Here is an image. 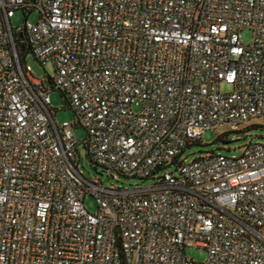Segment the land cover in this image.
I'll return each mask as SVG.
<instances>
[{
	"label": "built area",
	"instance_id": "obj_1",
	"mask_svg": "<svg viewBox=\"0 0 264 264\" xmlns=\"http://www.w3.org/2000/svg\"><path fill=\"white\" fill-rule=\"evenodd\" d=\"M57 90L75 123L57 124ZM255 118L264 0H0V264H264V143L184 159ZM80 146L95 168L153 183L88 179Z\"/></svg>",
	"mask_w": 264,
	"mask_h": 264
},
{
	"label": "rangeland",
	"instance_id": "obj_2",
	"mask_svg": "<svg viewBox=\"0 0 264 264\" xmlns=\"http://www.w3.org/2000/svg\"><path fill=\"white\" fill-rule=\"evenodd\" d=\"M25 14L23 11L18 10L15 17L12 19L14 27L23 26L25 24ZM38 19L36 14L30 16L29 20L35 23ZM244 40L246 43H251L252 33L250 31L244 32ZM26 64L32 67V70L38 77H43L46 74L50 76L55 75V69L52 63L46 67L29 53L26 57ZM229 89L223 87V90ZM52 101V108L55 110V119L58 125L64 122L75 123L76 115L67 103H65L64 96L57 90L53 91L50 95ZM76 135L79 140H84L86 131L82 127L76 129ZM225 141L230 142L224 144ZM250 142L264 143V119L255 118L243 123L239 131H234L229 125L222 124L217 129L207 131L203 135L200 143L193 145L184 155L187 161H192L195 158L206 156L210 152L224 153L228 156H239L245 146ZM82 155V161L79 170L90 180L102 182L105 186H120L125 188H132L136 185L149 186L153 183L152 180L143 181L137 178L126 177L117 171H104L103 168H95L90 158L87 155L86 149L83 146L79 147ZM86 207L89 211L95 213L97 211V203L93 196L87 197L85 201ZM189 258L195 261L204 263L207 260V252L197 248H189L187 250Z\"/></svg>",
	"mask_w": 264,
	"mask_h": 264
},
{
	"label": "trees",
	"instance_id": "obj_3",
	"mask_svg": "<svg viewBox=\"0 0 264 264\" xmlns=\"http://www.w3.org/2000/svg\"><path fill=\"white\" fill-rule=\"evenodd\" d=\"M61 93H62V95L64 96L65 103H67V105H68V100H67V97H66L65 93H64V92H61ZM68 107H69V105H68ZM238 131H239V130H238ZM201 141H202V140H192V141L189 143V146L187 147V149L185 150L184 155H185V153L187 152L188 149H190L193 145L200 143ZM214 152H215V151H214ZM184 159H185V158H184Z\"/></svg>",
	"mask_w": 264,
	"mask_h": 264
},
{
	"label": "water",
	"instance_id": "obj_4",
	"mask_svg": "<svg viewBox=\"0 0 264 264\" xmlns=\"http://www.w3.org/2000/svg\"><path fill=\"white\" fill-rule=\"evenodd\" d=\"M229 143H230V142H228V141H225V142H224L225 145H226V144H229Z\"/></svg>",
	"mask_w": 264,
	"mask_h": 264
}]
</instances>
